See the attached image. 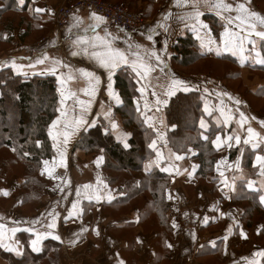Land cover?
<instances>
[{
    "label": "crops",
    "instance_id": "crops-1",
    "mask_svg": "<svg viewBox=\"0 0 264 264\" xmlns=\"http://www.w3.org/2000/svg\"><path fill=\"white\" fill-rule=\"evenodd\" d=\"M73 1L23 0L21 3L15 0L19 10L26 6L28 16L45 24L52 23L60 5ZM108 1L115 3L116 0ZM148 1L137 0L135 9L151 15L153 10L148 8ZM216 2L155 0L158 9L166 5L170 11L162 14L157 9L148 21L149 26L141 33L109 29L89 12L76 14L70 24L61 29L53 26L38 42L21 43L19 36L23 30L14 32L13 47L0 52V68H10L24 78L55 77L58 115L49 128L55 157L42 168V174L53 185L45 190L37 210L32 214L22 211L21 181L0 179V246L5 252L21 254L23 241L29 238L30 250L40 253L43 242L50 239L64 247L67 259L73 258L74 264H152L156 252L155 234L143 232L136 209L122 216L121 222L103 213V205L118 198L102 175L103 155L72 152L74 142L87 128L77 121L89 115L93 116V122L99 117L106 120L117 142H127L129 134L123 130L113 110L122 102L115 89V76L119 71H129L137 84L138 110L148 127L163 129V107L177 92L198 91L202 95L205 119L209 118L221 130L214 141L220 156L213 174L208 177V182H218L217 195L211 188L198 185L193 178L198 166L194 151L187 156H177L168 148L158 149L144 165L146 171L159 169L170 178L166 191L174 210L169 219L174 235L167 242L173 253L170 264H207L196 258L197 251L204 247L216 249L218 245L220 253L212 259L221 258L219 264H264V243L254 244L260 225L248 229L240 221L243 210L235 209L231 203L235 185L240 181L264 197V164L256 159L264 157V139L253 138L244 143L249 139V128L264 138V115L255 112L240 94L219 81L201 73H179L171 64L177 39L188 34L203 56L235 59L241 67L240 78L245 89L255 93L264 86V71L258 70L264 65L261 62L264 61V39L249 35L253 29L248 27L249 23L255 24L254 31L264 32V24L250 15L254 12L264 18V1L224 0L233 9L242 4L247 10L231 12L213 7ZM2 6L0 4V8ZM238 16L241 19H237ZM226 33L235 34V48L226 45ZM109 45L125 53L128 63L114 69L101 66L97 56L104 54ZM74 52L77 54L73 55ZM41 60L43 63L38 62ZM81 70L93 73L94 78L83 75ZM179 81L182 84H178ZM260 105L264 107V98ZM205 119L199 122L203 130L209 128ZM237 147H241L240 152L231 161L230 149ZM245 148L255 152L252 166L260 170L255 180L241 167ZM37 237H40L39 250L33 251L32 241ZM0 264L7 263L0 259Z\"/></svg>",
    "mask_w": 264,
    "mask_h": 264
},
{
    "label": "trees",
    "instance_id": "trees-1",
    "mask_svg": "<svg viewBox=\"0 0 264 264\" xmlns=\"http://www.w3.org/2000/svg\"><path fill=\"white\" fill-rule=\"evenodd\" d=\"M136 1L116 0L115 3L136 12ZM0 4L3 5L0 8V52L13 47L14 32L17 30H23L19 36L21 43H31L42 40L54 26L53 21L45 24L28 16L26 6L19 10L15 0H0ZM148 6L153 12L151 15L144 13L143 17L151 19L157 9L155 0H149ZM173 51L171 64L175 71L187 75L201 73L209 76L240 94L251 108L256 103L259 105L264 98V86L255 93L243 89L241 67L235 59L229 56H203L191 35L178 38ZM221 66L223 73L217 74ZM189 70L193 72H188ZM258 70L264 71V65L259 66ZM231 82L233 87L229 85ZM115 89L122 102L114 108L113 114L120 118L123 130L129 134L127 142H117L109 124L99 117L90 128L80 134L73 144L72 152L81 151L87 156L103 155L102 175L107 186L118 195L113 202L103 205V213L113 221L121 222L122 216L136 209L143 232L155 234L153 243L156 252L152 264H170L173 253L167 247V242L174 235L169 220L173 213L172 203L166 193L170 178L159 169L146 171L144 165L154 157L158 149L168 148L177 156H187L194 151L198 166L193 178L198 185L210 187L213 194L217 195L218 182H208V177L213 174L220 156L214 141L221 130L209 118L205 119L202 95L198 91L177 92L167 100L162 110L164 126L160 131L148 127L138 110L137 84L129 71H119L116 74ZM253 99L255 100L252 101ZM258 112L264 114V109ZM57 115L55 77L24 78L16 75L10 68H0V179L4 181L16 178L21 181V208L25 214H32L37 210L45 190L53 185L42 174V168L45 161L51 162L55 157V146L49 137V128ZM201 119L208 123L207 130L199 126ZM240 148L230 149L231 161H234ZM254 155L255 152L245 148L241 164V167L249 171L253 180L260 173L258 168L252 166ZM260 197L261 192L249 189L246 182L240 181L236 183L231 199L235 209L243 210L240 221L248 229L260 225L258 234L254 237L257 244L264 243V206ZM61 248L59 243L48 239L43 242L40 253H33L27 238L23 241L21 254L5 252L0 246V259L7 264H60ZM219 251L220 245L216 249L204 247L197 251L196 258L207 264H219L221 258L212 259Z\"/></svg>",
    "mask_w": 264,
    "mask_h": 264
},
{
    "label": "built area",
    "instance_id": "built-area-1",
    "mask_svg": "<svg viewBox=\"0 0 264 264\" xmlns=\"http://www.w3.org/2000/svg\"><path fill=\"white\" fill-rule=\"evenodd\" d=\"M80 12H89L103 17L109 29L132 33L143 25L141 17L136 16L127 6L111 4L105 0H76L60 5L52 18L56 30L70 24L72 18Z\"/></svg>",
    "mask_w": 264,
    "mask_h": 264
},
{
    "label": "snow or ice",
    "instance_id": "snow-or-ice-1",
    "mask_svg": "<svg viewBox=\"0 0 264 264\" xmlns=\"http://www.w3.org/2000/svg\"><path fill=\"white\" fill-rule=\"evenodd\" d=\"M21 3H23V0H21ZM212 6L215 7V8H218V9L229 11V12L234 11V10L247 11L244 8V5H242V4L239 5L237 9H233L232 6L230 4H228V3H225L224 0H217V2L215 4H213ZM38 11H40V10L38 9ZM197 15H199V13H197ZM250 15L252 17L258 18L260 20V23L264 24V18H260L258 13H254L253 12V13H250ZM93 16H94V18L97 21L106 23V21L104 20L103 17L97 16L95 13H93ZM237 19H241V17L238 16ZM241 22L243 23L244 21L242 20ZM248 27L250 29H253V31L250 32L249 35H255V36L260 37L261 39H264V32L254 31L255 24L249 23ZM226 36H228V39H226V41H225L226 45L235 48L237 46L236 45L235 34L226 33ZM98 39H99V37H98ZM76 54L77 53H75V52L73 53V55H76ZM97 58L99 59V61L101 63V66L106 67L108 69H114L115 67L119 66L121 63H125V64L128 63V59H127L126 54L121 52L119 49H112L110 45L108 47V50L104 54L98 55ZM157 59H158V57H157ZM38 62L39 63H43V60L38 61ZM261 62H264V61H261ZM134 67H135V65H134ZM81 71L83 72V70H81ZM83 75H85L87 77L94 78V74L93 73L83 72ZM97 83H98V81H97ZM184 90L187 91L186 88ZM170 94H174V93H170ZM87 123L88 122L83 120V119L77 121L78 125L87 124ZM201 126L202 127L204 126L203 121L201 122ZM113 127H116V126L113 125ZM248 132H249V139L245 140L244 143H249V140L253 139V138H256L258 141L261 140V139H264V138L259 137L258 133L253 132V130L251 128L248 129ZM229 139H231V138H229ZM217 141H219V137H217ZM236 142L237 143L240 142L239 137L236 138ZM152 146L155 147V144H153ZM256 146H257V144H253V147H256ZM177 159H179V157H177ZM256 159H257V161H260L262 164H264V157L257 156ZM47 163L48 162L45 161V164H47ZM61 163H63V160L61 161ZM261 200L264 201V197H261ZM75 207H76V205L74 204L73 208H75ZM56 238L58 239L59 237H56ZM39 240H40V237H37L36 240L32 241L33 251H38L39 250V248L37 246L38 243H39Z\"/></svg>",
    "mask_w": 264,
    "mask_h": 264
},
{
    "label": "rangeland",
    "instance_id": "rangeland-1",
    "mask_svg": "<svg viewBox=\"0 0 264 264\" xmlns=\"http://www.w3.org/2000/svg\"><path fill=\"white\" fill-rule=\"evenodd\" d=\"M106 1V0H105ZM107 2H109V1H107ZM109 3H111V2H109ZM69 4V3H68ZM112 4V3H111ZM114 4H116V3H114ZM118 4V3H117ZM263 7V9H264V6H262ZM157 9H158V6H157ZM156 9V10H157ZM130 10V9H129ZM136 10V12H133L136 16H139V17H141V19H142V21H143V25L141 26V27H139L137 30H135L134 32H132V33H130V34H133V33H141L140 31H142L147 25H148V21L150 20V19H146V18H144L143 17V14L141 13V12H139L138 11V9H135ZM134 10V11H135ZM159 10H161V12H162V14H164L166 11H170V10H168L167 9V7H166V5H163L162 7H161V9H158V11ZM131 11V10H130ZM133 11V10H132ZM131 11V12H132ZM157 11V12H158ZM149 26V25H148ZM147 28V27H146ZM145 28V29H146ZM145 34L147 33L146 31L144 32ZM148 40H151V38H149L148 37ZM62 45H60L59 46V48L61 47ZM217 68H219V66L217 67ZM188 72H193L192 70H189ZM223 73V67L221 66L220 67V70H218L217 71V74H222ZM178 84H182V82L181 81H179V83ZM229 85L230 86H234V84L231 82V83H229ZM242 87H243V89H245L244 88V86L242 85ZM247 91H249L248 89H247ZM252 109L255 111V112H257L258 114H260L258 111H261V110H263L264 109V107L262 106V105H258L257 103L256 104H254V105H252ZM261 115V114H260ZM264 115V114H263ZM67 117H69V118H71L72 117V115L71 116H67ZM84 120L85 121H87L88 123L87 124H85V126L87 127L86 129H88V128H90L91 127V123L93 122V116H84ZM84 126V127H85ZM182 156V155H181ZM43 170V169H42ZM201 186H203V185H201ZM206 187H208V186H206ZM210 188V187H209ZM49 189V188H48ZM14 194V193H13ZM172 207H173V203H172ZM172 210H173V208H172ZM173 213H174V210H173ZM173 219H174V217H173ZM254 244H256L255 243V241H254ZM64 247H62L61 248V257H60V264H61V259L63 258V264H74V262H71V261H73V258H70L69 260L67 259L68 257H67V255H66V253H65V251H64V249H63ZM200 261V260H199ZM200 262H204V260H201Z\"/></svg>",
    "mask_w": 264,
    "mask_h": 264
}]
</instances>
